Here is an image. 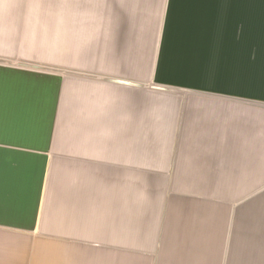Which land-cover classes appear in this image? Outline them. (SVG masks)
Segmentation results:
<instances>
[{
  "label": "crops",
  "instance_id": "1",
  "mask_svg": "<svg viewBox=\"0 0 264 264\" xmlns=\"http://www.w3.org/2000/svg\"><path fill=\"white\" fill-rule=\"evenodd\" d=\"M66 9L65 76L0 51V264H264V0Z\"/></svg>",
  "mask_w": 264,
  "mask_h": 264
},
{
  "label": "rangeland",
  "instance_id": "2",
  "mask_svg": "<svg viewBox=\"0 0 264 264\" xmlns=\"http://www.w3.org/2000/svg\"><path fill=\"white\" fill-rule=\"evenodd\" d=\"M67 0H0V51L18 61H3L37 73L66 75ZM62 133H65V123ZM65 148V138L62 139ZM61 163L66 154H60ZM264 192V186L261 187Z\"/></svg>",
  "mask_w": 264,
  "mask_h": 264
}]
</instances>
